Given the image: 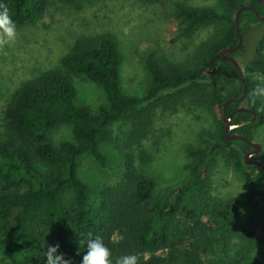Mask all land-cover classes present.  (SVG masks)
Listing matches in <instances>:
<instances>
[{"label": "trees", "instance_id": "obj_1", "mask_svg": "<svg viewBox=\"0 0 264 264\" xmlns=\"http://www.w3.org/2000/svg\"><path fill=\"white\" fill-rule=\"evenodd\" d=\"M54 0H2L17 29L40 21ZM144 4L168 2L177 22L175 39H191L201 29L210 34L185 64L161 59L147 63L150 81L146 95H126L120 86L122 55L107 35L77 39L57 68L24 81L6 99L0 130V264H46L49 245L70 264H82L87 239L101 236L112 264L135 255L137 264H263L264 199L262 171L243 162L249 146L226 141L222 108L239 98L243 86L229 62L213 57L237 45L234 15L242 6L264 15V5L251 0H218L219 10L188 7L181 0H138ZM243 43L231 56L243 70L247 96L230 133L253 141L264 123V97L254 96L264 76V22L251 11L239 17ZM212 64L209 66V62ZM213 73H210L213 71ZM98 86L107 104L96 111L77 104L74 79ZM262 87V86H261ZM174 90L166 96L163 91ZM178 110L184 106L206 110L215 136L205 133L204 146L190 149L188 182L162 196L155 181L125 154L121 178L102 189L93 204L90 187L78 174L79 159L91 156L101 166L106 158L99 140L114 122L130 115L132 138L143 136L136 120H146L144 103ZM151 104V103H150ZM239 106L226 107L228 118ZM140 107L139 109H137ZM61 125L71 128L72 140L55 146L51 133ZM222 153L247 184L240 197H212L209 171ZM264 165V150L253 157Z\"/></svg>", "mask_w": 264, "mask_h": 264}, {"label": "rangeland", "instance_id": "obj_2", "mask_svg": "<svg viewBox=\"0 0 264 264\" xmlns=\"http://www.w3.org/2000/svg\"><path fill=\"white\" fill-rule=\"evenodd\" d=\"M188 7L219 10L218 0H181ZM168 2L144 4L138 0H54L44 17L35 25L17 29L14 44L0 47V126L6 99L21 83L42 71L57 68L72 44L80 38L107 35L122 55L120 86L126 95L143 97L148 90L150 74L147 63L163 59L185 64L195 47L209 36L201 29L191 39L174 37L177 22L169 13ZM264 87V76L257 78ZM77 104L98 110L107 104L103 91L85 79H74ZM174 90H166V96ZM151 103V104H150ZM144 103L146 120H136L143 136L132 138L130 115L114 122L99 140L106 165H99L89 155L79 159L78 178L91 190L90 201L96 202L100 191L122 177L125 154H132L135 165L155 181V193H164L189 180V150L204 146L205 133L215 136L211 115L202 109L184 106L170 110ZM138 107L137 109H139ZM1 130V128H0ZM55 146L72 140L69 126L61 125L50 136ZM253 142L264 150V123L253 135ZM212 197L219 200L244 195L247 184L222 153L215 157L209 171ZM264 264V263H263Z\"/></svg>", "mask_w": 264, "mask_h": 264}, {"label": "water", "instance_id": "obj_3", "mask_svg": "<svg viewBox=\"0 0 264 264\" xmlns=\"http://www.w3.org/2000/svg\"><path fill=\"white\" fill-rule=\"evenodd\" d=\"M251 1H254V2H257V3L264 5V0H251ZM243 11H251L255 15V17L258 19V21L264 22V15H261L255 8H252V7L246 5V6H242L239 9H237L235 12V15H234V24H235V30H236L237 39H238L237 45L235 47H232V48L222 49L220 52H218L213 57L212 61L217 59V58H221L222 60H225V61L229 62L230 64H232L233 67L236 69L237 74H238L240 81L242 83L243 91H242L241 97L229 98L226 101H224L223 105L221 106L222 114H223V120H224V136H225L226 141H242L249 146L250 149L243 154V162L247 166H255V167H258L262 171L263 184H262V188H261V193H262V197L264 199V165L261 162L253 159V157L258 155L260 153V151L262 150L261 145L253 142L252 140H249L248 138H246L242 135L230 133V130L232 129V127L230 126V120L235 114H237V113H248V114L252 115L251 121H254L256 119V113L253 110H250L248 108L243 107V104H244L246 96H247L244 74H243V70L241 68L239 61L235 57L231 56L232 53H235L238 50H240L242 43H243L242 35L240 32V28H239V17ZM212 61L209 62V66L212 64ZM213 72H214V70L211 71L210 73H213ZM232 103H238L241 106H239L227 118L225 116V110H226V107Z\"/></svg>", "mask_w": 264, "mask_h": 264}, {"label": "clouds", "instance_id": "obj_4", "mask_svg": "<svg viewBox=\"0 0 264 264\" xmlns=\"http://www.w3.org/2000/svg\"><path fill=\"white\" fill-rule=\"evenodd\" d=\"M17 36V25L11 19L9 8L0 0V47L5 44H14ZM254 96L264 97V87L257 86L253 92ZM86 251L82 258V264H112L111 252L105 246L103 238L96 236L83 242ZM59 253V245L47 247L45 252L46 264H70L62 254ZM115 264H137L135 255H125L118 258Z\"/></svg>", "mask_w": 264, "mask_h": 264}, {"label": "flooded vegetation", "instance_id": "obj_5", "mask_svg": "<svg viewBox=\"0 0 264 264\" xmlns=\"http://www.w3.org/2000/svg\"><path fill=\"white\" fill-rule=\"evenodd\" d=\"M257 156V155H256ZM255 157V156H254Z\"/></svg>", "mask_w": 264, "mask_h": 264}]
</instances>
